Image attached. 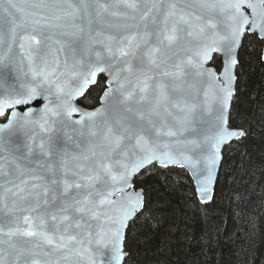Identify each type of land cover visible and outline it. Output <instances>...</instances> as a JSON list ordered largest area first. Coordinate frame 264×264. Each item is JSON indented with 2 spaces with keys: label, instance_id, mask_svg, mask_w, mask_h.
<instances>
[{
  "label": "snow or ice",
  "instance_id": "1",
  "mask_svg": "<svg viewBox=\"0 0 264 264\" xmlns=\"http://www.w3.org/2000/svg\"><path fill=\"white\" fill-rule=\"evenodd\" d=\"M0 19V70L21 57L15 83L0 80V264H98L101 248L121 264L143 214L126 190L154 162L190 169L207 202L221 146L244 134L227 113L241 40H264V0H0ZM41 38L58 46L51 61L37 59ZM214 53L219 75L205 66ZM100 73L101 107L77 108ZM37 99L42 110H16ZM70 125L88 137L78 151L54 135Z\"/></svg>",
  "mask_w": 264,
  "mask_h": 264
},
{
  "label": "trees",
  "instance_id": "2",
  "mask_svg": "<svg viewBox=\"0 0 264 264\" xmlns=\"http://www.w3.org/2000/svg\"><path fill=\"white\" fill-rule=\"evenodd\" d=\"M238 58L229 126L244 136L223 152L214 200H197L185 170L150 167L135 180L145 208L127 232L124 264H264V58L257 36L246 35ZM105 89L100 78L79 105L95 109Z\"/></svg>",
  "mask_w": 264,
  "mask_h": 264
},
{
  "label": "water",
  "instance_id": "3",
  "mask_svg": "<svg viewBox=\"0 0 264 264\" xmlns=\"http://www.w3.org/2000/svg\"><path fill=\"white\" fill-rule=\"evenodd\" d=\"M245 11L250 14V10L245 9ZM4 27H5L4 22H3L2 19H0V29H3ZM247 34H249V35H255L254 33L246 32L245 36ZM245 36H244V38H245ZM244 38L241 40L240 45H239V48H238L237 53H236V58H237L238 63L235 66V69H234V74H235L234 95L231 98L230 107H229L228 113H227V117H228V128L230 130H234V131H239V130L230 128L229 121H230V113H231L232 103H233L234 97L236 95V85H237L236 72H237V68H238V65H239L238 56H239V53H240V50H241V47H242ZM41 40H42V42H41V45H40V51L37 53V59L39 60L40 58H46L49 61H51L54 58V51L53 50L56 49L58 46L52 40L44 41L42 38H41ZM260 41L263 43V58H264V40H260ZM2 51H3V49H0V52H2ZM18 52H19V49L18 48L15 49L13 55L10 57V60H9V68L7 70H0V80H3L4 79V77H3V71H8L10 73V75L8 76L7 81H6L7 84H13V83H15V79L14 78L18 74L19 68L21 66V57L16 54ZM58 55L61 58H63L64 55H65V53L61 52V53H58ZM68 55H69V62L71 63L73 57H72V55L70 53ZM79 56H80V53L77 52L76 53V57H79ZM216 58L217 59H220V61H221V68H220V70H217L213 66V62H214V60ZM23 66H24V70L26 71L27 70V67H26L27 66V61L26 60L23 62ZM205 66L207 68L211 69V70H214L217 73V75H219L221 73V71H222L223 66H224V57H223V55L222 54H218V53H214L213 56H212V59H210ZM99 78H104L106 80V89H105V91L107 90V88H108V79L109 78H108V76H107L106 73H100L97 76L96 83L90 85L89 88L87 89V91L84 93L83 96H79V97L76 98L75 105H76L77 108H80V109H82L84 111H93V110L101 107V101H102V97H103V94H104L105 91L103 92V94H102V96L100 98L99 106L96 107L95 109L88 110V109H85V108H83L82 106L79 105V101L86 95V93L91 88H93V87H95L97 85V82H98V79ZM201 87H203V85ZM54 99H55V97H53V100ZM45 104H47V101L46 100L37 99V100L31 102L28 105H20V106H17V109L16 110L19 111V112H21L22 114H23V112H25L29 108L33 109L34 111H40V110L43 109V107L45 106ZM10 112H11V110H9V113ZM6 115H7V113H6ZM4 117H0V119L1 118H4ZM72 119L73 120L79 119V114H73ZM1 125H3V124H1ZM78 128H79V126H77V125H70L69 127H66V128H63V129L57 127V131H56V133L54 135H56V136H58L60 138L61 144L64 147H66L69 151H78L79 149L77 148V145H79L80 148H83V147H85L87 145V141H88V137L86 135H81L80 132L77 130ZM40 135H53V133H40ZM243 136H244V134L242 136H240L239 138H232L228 142L224 143L221 146L220 159L218 161V165H217V169H216V172H215V175H214V178H213V182H212V184L210 186V193H209L210 198L207 200V202H204L201 199V193L198 191L197 181H196L195 177L193 176V174H192V172H191L190 169H188L187 167H183L182 168V167H179L177 165H169L168 167L165 168V167H162V166H160L159 164H157L155 162L153 164L147 166L146 168L141 169L140 172L137 173L132 178V182H131L132 183V187L129 188V189H127L126 191H127L128 195H130V196H134L137 193H141L142 194V196H143V211H144V208H145V195H144V192H143L142 189H136L135 188V180L143 172H145L147 169H149L152 166H157V167L162 168V169H179V170H185L189 174V177H190V179L192 181V184H193L194 189H195V194H196L197 200L201 204L207 205V204L211 203L214 200V197H215L217 183L219 181V177H220V174H221L222 163H223V152H224L225 148L228 147L233 142L239 141ZM14 139H15V137H14ZM122 197H124V193L117 194L116 196H113L112 198L115 199V200H119ZM140 214H141V212H138L136 214V216L132 220L129 221L128 227L125 229L124 239H123L124 259L122 260L121 264H124L125 259L128 257V254H127L126 249H125L126 239H127V232L129 230L131 224L137 219V217ZM93 223L95 225L96 222H93ZM95 230H96V228H94V231ZM110 256H111L110 249H103V248H101V249L96 250V259L98 261V264H99V262L101 260L104 261V264H107V261L109 260ZM85 264H86V262H85Z\"/></svg>",
  "mask_w": 264,
  "mask_h": 264
},
{
  "label": "flooded vegetation",
  "instance_id": "4",
  "mask_svg": "<svg viewBox=\"0 0 264 264\" xmlns=\"http://www.w3.org/2000/svg\"><path fill=\"white\" fill-rule=\"evenodd\" d=\"M97 83H98V82H97ZM8 118H9V114L7 113V115H6L4 118H1V119H0V125L6 123L7 120H8Z\"/></svg>",
  "mask_w": 264,
  "mask_h": 264
},
{
  "label": "rangeland",
  "instance_id": "5",
  "mask_svg": "<svg viewBox=\"0 0 264 264\" xmlns=\"http://www.w3.org/2000/svg\"><path fill=\"white\" fill-rule=\"evenodd\" d=\"M214 63H216V68L217 70H220V67H221V63L217 60L214 61ZM214 65V64H213Z\"/></svg>",
  "mask_w": 264,
  "mask_h": 264
}]
</instances>
